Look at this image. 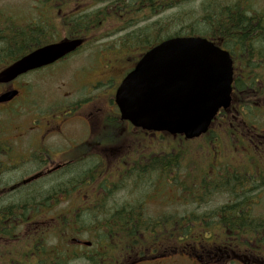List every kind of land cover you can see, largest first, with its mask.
<instances>
[{"label":"flooded vegetation","instance_id":"af4514ba","mask_svg":"<svg viewBox=\"0 0 264 264\" xmlns=\"http://www.w3.org/2000/svg\"><path fill=\"white\" fill-rule=\"evenodd\" d=\"M215 1L220 5L218 11L221 13L223 23L240 20L241 23H245L244 25L264 24V14L255 11L249 0ZM42 6L44 10H51L52 16L53 12L55 15L59 14L55 3H44ZM62 16H65V14H62ZM199 16L202 17V15ZM222 30L224 31V28ZM60 36L61 39H67L64 35ZM248 36L249 34L246 38ZM204 38L229 54L232 62V85L234 87L236 74L243 71L245 66H248L240 59L248 54L246 38L243 40L244 44L241 43V40L235 38V34L229 33L213 35L212 38L217 41H212L207 37ZM261 48H264V46ZM261 50L263 51V49ZM124 74L120 76V79L124 77ZM110 77L111 72L103 69L88 75L82 85L74 88L76 93L79 92L78 98L69 100L66 97L62 101L63 103L49 112L42 108V110L39 109V113H36L40 105L32 101L31 98H25L24 107L12 105L18 98L10 103L0 104V110L13 112L7 116V123L0 122V208L9 206L8 203L15 200L17 196L20 197L26 193L29 195L31 183L36 181H85L78 185L74 193L61 192L50 197L53 200L49 199L50 204L47 200L40 215L33 220V223L30 218H11L12 212L1 210V215H9V217L7 219L0 217V264H22L24 262L21 260L20 255L18 256L19 259L16 258L18 254L14 250V244L17 239L20 243L24 242L26 248L23 252L24 257L32 258V249L30 248L32 238L29 233L31 229L27 233L16 235L15 230L18 228L26 229V226L36 224L31 235L36 239L38 237L41 239L43 257H46L48 231L55 227V231L61 236V241L64 242V239L67 238L66 245L73 247L75 253L78 256L80 255L79 257L83 260V256H95V251L100 252L102 250L100 247L93 246L92 241L87 237V234H95L100 230L97 226H87L86 229L78 226L77 218L81 223H84L86 218L99 216L101 211L106 212L109 217H113L119 214V210L120 215L123 217V215L131 212H128V209L136 210L133 214L142 217L145 212L152 214V211L148 209L149 205H155L161 209L155 215L171 218L176 216L178 211L175 204L180 202H183L185 208V210L180 211V216L188 219L189 222L182 227V229L188 228L186 235H177V225L169 219L167 223L157 221L151 228L139 226L146 233L137 235L134 242L129 243L125 239L117 243V227L111 224L115 249L105 258H95L96 263L264 264L263 238L254 240L255 237H253L254 239L246 240L238 230L234 233H228L222 222V217L219 215L218 208H221L222 205L210 211L205 209L207 201L212 200L216 195H220L222 191L218 189L212 191V189L209 190L204 187V190L196 189L197 191L192 188V193L190 184L182 193L176 188L175 181H150L151 185L146 187L143 181H136L137 183H134V181H112L110 178H99L97 176L96 167L97 170H100V166L109 165L107 155L115 157L126 152L129 134H142L150 137L161 136V134L135 129L127 122L120 121L116 115L117 111L113 98H98L100 97L99 85L110 81ZM18 91L20 94L19 89ZM98 99H103L106 106H102ZM21 111L24 112L26 120L24 123L16 124L18 122L16 121V115L20 116ZM46 112L50 113L51 116L57 114V118L43 124L42 117ZM227 117L232 120L237 118V123L246 126L232 109L220 115L221 120H226ZM75 123L80 124V128L77 129V131L82 130L80 138L70 141L66 149L62 147L52 152L44 145L49 135L60 137L61 143L64 139L63 129L66 126L71 129ZM247 132L249 141L254 144L253 148L264 149V134L248 131V129ZM32 152L36 156L34 160L37 161L36 164L39 165V170L27 177L20 175L15 177L16 172L25 171L22 168L31 163ZM127 159L132 158L127 155H120L114 159L116 161L114 169H119L120 175H126ZM72 164L76 166L71 171L68 167ZM85 170L90 172L91 176L84 180L79 176ZM118 179L121 180L120 177ZM111 184H115L114 192L110 187ZM43 185L45 186L47 183ZM166 187H169L172 192L169 191L170 193L166 194ZM91 188L97 190V193L89 195ZM117 192L125 193L118 194ZM138 192L140 194H137ZM227 195L230 201L233 200L234 196L228 193ZM259 199L258 195L257 200H250L251 206L248 205L249 208L262 205ZM49 206L50 209H48ZM255 211L260 214L264 213V210ZM208 222L211 224H208ZM122 224L126 226V231L132 229L138 232L136 230H139L133 225ZM250 230L257 232V229L252 226ZM64 232H73L76 236H64ZM84 238L85 240H83ZM86 243H91V245ZM59 250L61 251V249Z\"/></svg>","mask_w":264,"mask_h":264},{"label":"trees","instance_id":"16d2710c","mask_svg":"<svg viewBox=\"0 0 264 264\" xmlns=\"http://www.w3.org/2000/svg\"><path fill=\"white\" fill-rule=\"evenodd\" d=\"M52 2L57 4V12L60 15H55L53 12L52 16L51 10H44L43 6L38 8L39 12L30 20L16 21L14 17L0 14V70L33 49L59 41L60 35H64L67 39H92L95 36L94 32L100 29L108 20L116 21L119 24L117 32L121 35L117 46L127 50H135L137 58L165 37L200 35L212 41H217L212 38L213 35L229 33L235 34V38L241 40V43L244 44L243 40L249 34L245 40L248 42V46H246L248 54L240 58L248 66H245L243 71L236 74L232 110L248 130L261 135L264 134V127L254 121V118L264 121V48H261L264 46V24L244 25L245 23H241L240 20L223 23L221 13L218 11L220 5L215 0L201 2L196 7L195 0H53ZM72 2L77 3L76 6L88 5V7L82 8L80 6L81 8L76 12L77 14L62 16L67 8H70ZM185 4L190 6L192 4L187 9L188 13L184 11L172 17L150 21L151 18L162 14L166 10ZM97 6L101 7L93 9ZM199 15H202V17ZM93 39L97 40V38ZM256 101L258 102L256 103ZM230 120L232 119L229 117L226 120H221L218 117L216 122L221 121L222 124L226 125L225 123L229 121L228 124L234 126V121ZM229 127L226 132L228 137H231L234 130L229 129ZM211 132L208 133L210 137ZM208 135L200 139L206 141L207 146L200 147L197 145L198 147L191 152L177 147L171 148L167 153L147 156H144V154L136 159H127L126 175L121 174L119 176L121 180L116 179L115 181H134V183L143 181L146 187H149L151 185L150 181L154 180L182 181V185L179 186L183 187L184 191L190 184L193 186L194 191L204 190V187L209 190L212 189V191L216 189L224 191L225 194L228 193L234 196L231 202L218 208L226 232L234 233L238 230L246 240L254 239L253 237H255L254 240L264 239V213L255 215L252 212L253 206L251 209L249 208L252 196L264 191V166L259 165L257 160L254 159L260 155L256 151L255 156L250 155L248 157L245 165L226 166L216 161L220 144L216 140L213 142L208 139ZM143 141L142 147L146 142ZM244 145L250 153L252 146L246 144L244 139L238 147L245 148ZM262 151L264 153V149ZM206 152H208L207 155ZM75 166V164H72L68 169L72 171ZM81 173L82 175L80 174L79 177L84 178V180L91 176L90 172L86 170ZM155 175L156 177H154ZM187 181L190 182L187 184ZM84 182L49 181L47 185H39L35 189L32 183L29 195L26 193L20 197L17 196L15 200L8 203L9 206L0 208V217L5 219L9 217V215H1L2 210L12 212L11 218H30L33 221L40 215L47 200L50 204V197L61 192L74 193L78 185ZM177 184L179 183L177 182ZM110 187L114 192L115 184H111ZM48 209H50V206ZM128 212L130 213L122 217L119 210V214L109 217L106 212L101 211L99 216L86 218L84 223H81L77 218L78 226L84 229L88 228L87 226H97L100 230L95 234H87L93 246L102 248L100 252L95 251V256H83L82 260L79 257L80 255L78 256L75 253L74 248L66 245L67 238L64 239V242L61 241V236L57 234L55 227H53L48 231L46 239V257H43L41 239L39 237L36 239L32 235L30 241L32 258L24 257L23 252L26 248L24 242L20 243L19 239L14 244V250L18 254L16 258L19 259L18 256L20 255L21 260L24 261L22 264H99L96 263L95 258H105L115 249L111 224L117 227V243L125 239L129 243L134 242L137 235L145 233L139 226L151 228L159 220L165 223L169 219L173 220L177 225L176 234H187L188 228L182 229L184 225L189 223L188 219L184 217L175 216L174 218L157 219L145 215L142 217L135 216L133 213L136 210L134 209H128ZM121 222L127 223L128 226H135L139 229L136 230L138 232L132 229L126 231V226ZM208 224L211 223L208 222ZM251 226L255 227L257 232L250 230ZM64 236L72 237L76 234L64 232Z\"/></svg>","mask_w":264,"mask_h":264},{"label":"water","instance_id":"95a60500","mask_svg":"<svg viewBox=\"0 0 264 264\" xmlns=\"http://www.w3.org/2000/svg\"><path fill=\"white\" fill-rule=\"evenodd\" d=\"M82 42L65 40L29 53L0 71V84L60 60ZM232 80L227 52L201 37H175L140 57L117 87L114 101L120 119L133 127L192 140L208 132L219 110L229 108ZM17 94H1L0 103Z\"/></svg>","mask_w":264,"mask_h":264},{"label":"rangeland","instance_id":"374dc122","mask_svg":"<svg viewBox=\"0 0 264 264\" xmlns=\"http://www.w3.org/2000/svg\"><path fill=\"white\" fill-rule=\"evenodd\" d=\"M53 0H0V14L2 16H11L16 21H24L26 19L30 20L37 12H39V7H41L44 3L52 2ZM205 2L207 0H195V7L198 6L201 2ZM236 0H229V2H233ZM251 7L255 11H259L264 14V0H249ZM53 3V2H52ZM77 3L72 2L70 4V8H67L65 15L68 14H75L78 12L79 8L88 7V5H79L76 6ZM72 5V6H71ZM81 6V7H80ZM192 6V4H191ZM189 4L181 5L173 10H166L162 14L155 16L150 19V21H157L159 19H165L167 17H172L173 15H177L179 13H183L184 11L186 13L188 7H191ZM101 6H97L93 9L100 8ZM119 24L116 21L108 20L104 25L100 27L96 32H94V37L97 38V40L87 39L85 40L83 46L79 51H77L72 57H68L66 59H63L61 61H58L54 65L50 66L49 68L39 71V72H32L29 73V76H24L20 80H16L17 84L14 86L16 88H20L22 92L20 93V99H18L16 102H20L22 99H25L27 97H33L36 100V103L40 105L36 113H39V109L42 110V108L45 110L46 108L49 111L50 109L53 110L56 107H58L59 104L63 103L64 99L68 97L69 100L78 98L79 92H75L74 88H77L78 86L82 85L85 82V79L88 75L94 73L95 71H99L103 69L104 71L111 72V80L107 81L105 83H101L99 85V94L100 97L98 98H107L109 99L112 97L114 89L116 87V84L118 83L120 76L129 70L132 69L134 66V61L136 60V51L135 50H127L122 47L117 46L118 39L121 35V33H118ZM166 38V37H165ZM28 84L29 89H32L30 91V95L28 93H24L26 91V85ZM115 86V87H114ZM4 89L0 88V93L3 92ZM72 92V93H68ZM83 92V91H80ZM71 94V95H69ZM33 99V100H34ZM38 99V100H37ZM41 99V100H40ZM32 100V101H33ZM41 103H40V101ZM100 100V103L102 106H106V103L103 99ZM31 101V102H32ZM259 101V100H258ZM256 101V103L258 102ZM34 103V102H33ZM255 103V104H256ZM18 104V103H16ZM37 107V105H35ZM51 106V107H50ZM50 108V109H49ZM43 110V111H44ZM54 114V113H53ZM8 112L5 110H0V122L7 123V116ZM57 115V114H56ZM56 115L51 116L50 113L43 114L42 117V123L45 124L46 122H50L57 118ZM237 119V118H236ZM230 120L234 121V126H230L227 123L226 125L222 124L221 121L216 122L212 127V134L211 137L208 135V139L212 140L213 142L216 140L219 145V154L216 157V161L225 164L226 166H239V165H245L247 163V159L250 155L255 156L256 151L260 155L257 158V162L259 165L264 166V153L263 151L259 149H254V144H252L248 137H247V129L243 128L242 125L237 123L238 120ZM26 116L24 115V112H20V116L16 115V121H18L16 124L25 122ZM241 123V122H240ZM79 123H75V125L69 129L67 126L63 129L64 139L60 143L61 138L54 135H49L47 139L44 142V145L52 150V152H55L57 149H61L64 147L66 149L70 143V141L78 140L80 137V131H77V129L80 128ZM230 126V127H229ZM229 127V129H233L234 133L231 137H228V134L226 132V129ZM233 127V128H231ZM75 128L74 130H72ZM143 138L146 142L144 143L143 147L142 144L144 141L141 139H137L136 142L139 143V148L135 147L134 143L135 139L132 136H128L127 139V150L126 152L122 154H118L115 157H112L111 155H107L109 158V165L106 164L105 167L100 166V170H98V177H107V178H113L117 176V173L119 172V169H114L115 164V158L122 155L130 154L133 156H138L139 154L143 156L149 155V153H167L171 148H177L182 149L188 152L193 151L194 148H197L199 145L200 147L207 146L206 141L203 140H194L191 142L183 141L181 143L179 140H176V138H168L164 137L163 139L155 136H143L139 135ZM243 139L246 141V144L249 143L252 146V149L250 150V153L248 149L245 147H238L241 145V141L243 142ZM184 148V149H183ZM217 148V147H216ZM143 149V151H142ZM218 149V148H217ZM134 150H138L139 153H134ZM209 150V149H208ZM164 151V152H162ZM210 151V150H209ZM208 151V152H209ZM206 152V155L208 154ZM34 152H32V160L31 163L23 167L20 172L15 173V177L17 176H30L34 174L38 170V164H36V161L34 160ZM38 156V155H37ZM55 176V175H54ZM156 177V175L154 176ZM155 181V180H154ZM48 184L49 181H36L32 184L34 186V189L38 187L39 185ZM42 184V185H43ZM31 186V187H32ZM171 189L169 187H166L165 193H170ZM172 192V191H171ZM86 193V192H83ZM97 193V190H94L91 188L89 195ZM88 194V193H86ZM222 197H221V196ZM220 195H216L212 200H208L205 209L206 210H212L215 207L219 206L220 204H225L229 202V197L225 193H220ZM264 202V194H261L260 197V203ZM176 210L178 212L185 210L184 204L182 202L175 204ZM149 209L152 211V214H157L161 209H159L155 205L149 206ZM257 210H264V203L257 207ZM160 216V215H159ZM33 223V221H32ZM36 224H31L29 227L24 228H18L15 230V234L18 235L19 233H27L29 229L30 236L32 233V230L34 229ZM35 230V229H34ZM85 240V238L83 239ZM77 264V263H76Z\"/></svg>","mask_w":264,"mask_h":264},{"label":"bare ground","instance_id":"6f19581e","mask_svg":"<svg viewBox=\"0 0 264 264\" xmlns=\"http://www.w3.org/2000/svg\"><path fill=\"white\" fill-rule=\"evenodd\" d=\"M8 178V177H7Z\"/></svg>","mask_w":264,"mask_h":264}]
</instances>
